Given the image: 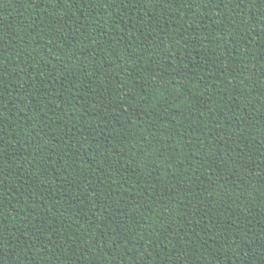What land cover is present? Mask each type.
Masks as SVG:
<instances>
[{
    "label": "trees",
    "instance_id": "1",
    "mask_svg": "<svg viewBox=\"0 0 264 264\" xmlns=\"http://www.w3.org/2000/svg\"><path fill=\"white\" fill-rule=\"evenodd\" d=\"M0 264H264V0H0Z\"/></svg>",
    "mask_w": 264,
    "mask_h": 264
}]
</instances>
